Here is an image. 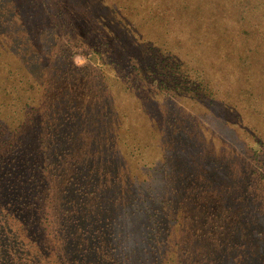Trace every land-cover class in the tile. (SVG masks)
<instances>
[{
	"label": "trees",
	"instance_id": "obj_1",
	"mask_svg": "<svg viewBox=\"0 0 264 264\" xmlns=\"http://www.w3.org/2000/svg\"><path fill=\"white\" fill-rule=\"evenodd\" d=\"M101 1L110 14L98 16L95 9L99 26L91 32L76 22L83 16L70 5L65 13L73 30L59 23L47 28L63 35L74 31L76 41H57L49 55L40 52L41 58L66 56L69 62L66 71L48 76L37 71L33 59L34 72L29 65L24 69V55L29 62L25 29L15 27L18 12L0 0V264H129L118 254L114 228L118 214L133 201L125 203L120 196L127 184L120 191L112 187L129 174L111 169L108 157L95 156L114 142L137 158L146 142L153 143L131 139L140 117L126 125L115 122V137L84 139L83 114L104 92L95 82L72 91L79 71L71 64L76 48L85 50L94 70L116 89L113 112L127 114L128 108L143 106L133 99L154 102L163 123L168 120L161 148L169 147L182 162H190L188 155L195 158L184 169L195 172L175 188L164 204L166 217L151 235L155 264H227L231 258L241 264L238 253L245 244L240 235L249 228L237 201L257 209V200L264 202V60H259L264 58V0ZM52 2L64 14L63 3ZM128 35L135 38L134 53L112 43ZM222 92L226 102L235 93L244 103L239 109L259 122V137L250 147L256 161L244 158L251 169L245 184L226 167L232 165L229 158L237 160V151L206 129L191 109L193 101L202 104ZM163 109L172 111L166 115ZM155 116L149 112L147 119ZM205 149L212 152L210 160L198 163Z\"/></svg>",
	"mask_w": 264,
	"mask_h": 264
},
{
	"label": "rangeland",
	"instance_id": "obj_2",
	"mask_svg": "<svg viewBox=\"0 0 264 264\" xmlns=\"http://www.w3.org/2000/svg\"><path fill=\"white\" fill-rule=\"evenodd\" d=\"M5 1L6 4L11 7L13 13L18 12L17 17L14 19L15 27L21 28L22 30L25 29V46L23 48L25 53L27 52L29 54V62L27 63V57L24 55V59L22 60V65L25 67L24 69L27 71V65H29L30 71L32 73L34 72L31 68V59H33V62L36 63L34 64L35 67L39 68L37 71H45L48 76L58 75L68 69L69 62L66 56L64 58L40 57V52L47 51L49 55V51L57 41L66 43L69 39L72 40L74 31H68L63 35L47 29L49 27H54L55 23H59L65 24L68 29L73 30L72 26L69 24L71 22V16L65 13V9L70 5L74 11L80 13L79 17L82 15L83 18L80 20L78 18L76 22L83 23L85 29L89 30V32L99 26V20L94 18V15L97 13L95 9L99 7L98 16H108V14H110L108 8H103L104 2L101 0H59L63 3L64 14L55 7L56 4L52 2L53 0H49L50 4L48 5V0L39 1V3L36 0ZM61 2L58 3V6L61 5ZM156 3L159 2L156 1ZM54 13L55 15L52 17ZM18 14L20 21L18 19ZM29 16L30 19L28 20L27 18ZM110 22L112 21L110 20ZM28 26L30 29H28ZM88 40L89 39H86V41ZM116 41L118 42L117 46H120V43H122L119 50H128L129 48L130 53H134L137 50L134 44L135 38L131 35L130 37L129 35L123 36L122 42L113 39L112 43L114 46ZM72 42L75 43L76 41L72 40ZM81 49L82 48L74 49L75 53L71 60V64L74 63L79 67V71L75 72L73 76L77 81L73 83L72 91L74 92L79 88L77 86L81 83L95 82L97 88L99 89L100 87V91L104 92L101 93L102 100L95 104L96 106L94 109L83 114L84 117L81 122L88 124V127L85 128L86 130H83L84 139L87 141L93 139L92 141L94 143V139L96 138L105 140V138L115 137V122L126 125V122L130 119L133 122L137 120L139 123V125H134L131 139H134V137L149 139L153 143L150 145L146 142L149 146L142 147L141 153L144 154L135 158L130 154L126 156L125 153L128 152L127 149L117 148V144L111 142L108 147H102L106 150H98L103 155L95 156V158L107 159L108 157L111 169L113 167L116 171L118 170L125 173L126 176L129 174L126 181L116 180L114 182L116 184L112 185L115 190L120 191L121 188L127 184L126 187H124L126 191H124V193L121 192L120 196L122 199H127L125 203L134 202L121 210L114 228V237L116 245L118 246L119 256L122 260L125 259L129 264H155L156 256L151 249V235L156 229L159 221L164 216L166 217L168 210L164 208V204H166L167 200L175 193V188L180 185L184 176L190 177V175L195 172H187L184 170L187 167H192L195 158L188 155L190 162H182L175 158V154L167 151L169 147L161 148L164 144V140L167 138L163 136V133L168 135V120L164 119L163 123L161 107H156L154 102L151 104L145 103L144 105L136 95V98L139 99L138 101L133 99V101L143 106H133L132 110L135 112L130 111L129 108L127 114L124 112H113L112 105L114 101H116V89L105 82L104 73L101 70H94L95 68L87 58L84 52L85 50L83 49V51ZM259 60L263 61L264 58L260 57ZM15 61L16 66L19 65V58ZM77 74H81L82 76L79 80ZM241 77H243L242 73ZM232 94L233 93H229V102L232 104L228 101L226 102L224 99L225 92H222L218 97H214L206 102L204 101L202 104L201 101H193L191 109L195 111L196 108L199 120L206 129L210 130L213 135L217 136L222 141L230 144L237 151V160L234 161L229 158L232 165L226 167L245 184L244 178L250 174L251 169L244 158L248 155L255 160V152L253 148L250 147L254 141H257L260 127L258 121L249 117L242 109H239L244 103L241 102V100L237 101L239 98H235V93ZM232 100H234V102ZM235 103L238 104V106L232 109V105H235ZM148 107H150L151 110H149ZM170 107H167V109H170ZM171 111L172 110H167L164 112L163 109L166 115ZM149 112L157 116H155L154 119L152 117L148 120L147 114ZM135 117H140V119L134 120ZM148 128L151 132H147ZM81 131L82 130L76 132L79 134ZM96 149L100 148L95 147V150ZM164 149H166L167 152L163 151ZM211 154L212 152L209 151V149H205V151L199 155L201 158L198 159V163L203 164L209 162ZM262 160L264 163V158ZM129 166L134 174L129 169ZM138 177L139 180L136 179ZM212 180L214 181L216 179ZM97 183H100V181H97ZM114 192L115 191L112 189L110 194L114 195ZM125 193H127L129 197H125ZM254 194H258L259 196V194L262 193L255 190ZM257 201L259 204L258 207L261 210L259 208L257 209L252 203L248 204L243 199L237 201L238 207H240L238 208L240 215L241 217L243 216L247 229L249 228L240 235L242 243L245 244L244 251L238 253V255L241 256L240 259H242L241 264H264V202L260 199ZM168 205L170 206V202ZM249 205L250 207H248ZM252 206L253 211L251 210ZM250 229L253 230L251 236L249 234ZM227 256L231 255L227 254ZM233 261V258H231L227 264H233Z\"/></svg>",
	"mask_w": 264,
	"mask_h": 264
}]
</instances>
